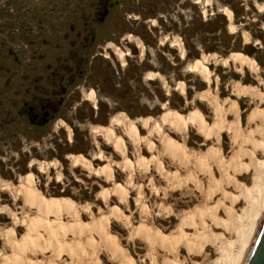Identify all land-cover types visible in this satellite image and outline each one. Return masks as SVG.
<instances>
[{"label": "rangeland", "instance_id": "374dc122", "mask_svg": "<svg viewBox=\"0 0 264 264\" xmlns=\"http://www.w3.org/2000/svg\"><path fill=\"white\" fill-rule=\"evenodd\" d=\"M226 9L232 12L230 19ZM209 21L216 34L200 32ZM77 41L84 42L88 52L75 58L73 74H69L72 62L63 63L57 79L68 75L67 84L53 90L47 80L52 66L70 54L71 43ZM233 54L248 57L258 70L247 66L239 70L231 61L226 64ZM204 56L212 74L210 83L190 67ZM235 83L256 88L264 98V0H0V185L18 187L25 176H32L44 199L79 206L84 226L107 219L106 233L133 264H154L159 245L152 247L141 236H134V230L142 227L156 229L165 238L176 236L182 219L210 203L205 196H195L197 191L189 183L191 175H197L208 189V179L200 174L196 160L184 166L172 161L161 136L152 130L154 121L161 123L169 111L183 118L199 111L211 125L214 109L202 97L208 89L226 109L231 102L238 103L242 130L247 134V117L257 107V98L238 95L232 88ZM91 93L95 100L88 98ZM258 109L264 112V100ZM124 113L136 121L142 138H148L134 144L121 126H114L125 143V155L93 131L110 126L111 118ZM233 116L229 114L228 121ZM143 118L154 121L144 127ZM45 122V128L31 126ZM162 126L163 133L194 155L206 156L211 149L221 148L222 159L229 162L239 151L235 146L234 152L227 131L219 146L214 138L207 140L190 126L186 133L168 123ZM72 156H82L93 169L74 164ZM140 157L151 161L147 170L137 166ZM124 158L133 164L132 170L122 166ZM209 160L207 164L213 167ZM107 166L111 178L94 172ZM166 173L176 174L181 186H173ZM58 185L70 195L53 198L49 193ZM119 185L127 191L126 199L114 192ZM9 192L0 188V264L19 256L7 233L13 230L20 242L27 232L25 221L37 214L20 193ZM62 221L71 223L72 219L63 215ZM95 230L62 239L75 248V264L94 263L93 248L98 264H120ZM192 231L189 228L188 235ZM183 247L180 260L192 264ZM34 253L29 249L24 256L38 264H71L65 253L59 260L51 252ZM157 257L156 264H163V254Z\"/></svg>", "mask_w": 264, "mask_h": 264}, {"label": "bare ground", "instance_id": "6f19581e", "mask_svg": "<svg viewBox=\"0 0 264 264\" xmlns=\"http://www.w3.org/2000/svg\"><path fill=\"white\" fill-rule=\"evenodd\" d=\"M225 13L229 19L232 17L231 11L226 9ZM177 39L175 42H178ZM141 47H143V45ZM117 53V56L124 61L122 52L117 50ZM206 60L207 57L204 56L201 60H196L190 67L210 83L212 74H210L206 66ZM228 61H231L239 70H242L245 66L252 71L258 70L254 61L238 54L230 55L229 58L225 60V63L227 64ZM232 88H234V91L238 95H250L257 98V107L250 116L248 115L247 117L250 127V131H248L247 134L243 132L244 129L242 130L241 114L238 103L235 101L231 102L228 104L229 108L226 109L225 106H223L224 104L219 102L218 97L212 95L208 89L206 93L203 92L204 94L202 97L207 99L214 109L215 119L211 125L207 123L205 117L199 111L191 112L185 118L181 117L176 112L169 111L161 117V123L149 118H143L141 121L144 127L149 126L151 122L154 121L152 130L161 136L160 141H162L163 148L166 154L174 159L172 161L178 160L184 166V164L191 161V159H195L201 171L200 174H204L209 182L207 185L208 189L205 190L202 183L196 177L197 175H191L190 181L192 183H189L192 184L194 190L197 191L195 196H199L198 198L205 196L210 203L205 207L203 205V209L200 208L201 210L197 208V210H195L196 212H192L193 214L182 219V222L177 228L178 230H176V236H169L168 238L162 237L156 229L139 227L134 230L136 233L134 236H141L144 239L143 241L148 242L152 247H154V245L157 247L156 244L159 245L158 248L160 247L159 249L161 250L159 252L164 256L162 260L163 264H186L183 260V262L180 260L181 244L185 246L189 252V257L191 258L189 259L192 260V264H245L264 222V112L258 109L264 98L254 87L244 88L241 84L235 83ZM88 98L95 100L93 93L89 94ZM229 114L234 115L233 121H228L227 117ZM111 120V122H109L110 126L94 127L93 131L96 134L103 135V137L106 138L105 140L111 142L114 146L113 148L118 152L120 151L125 155L126 146L123 139L116 135L114 131V126L116 125L123 128L124 133H126L134 144L138 145L142 141H148V138H142L140 135L136 121L130 119L125 113L117 115L111 118ZM167 123L180 133H186L190 126V128L192 127L197 130L198 133L207 140L214 138L216 144L219 146L221 145L223 132L227 131L231 136L234 152L235 146L238 147L239 151L229 162L222 159L221 148H219V150L215 148L209 149L210 151L206 156L194 155L191 152L189 153L183 144L171 139L168 135L163 133L162 125ZM152 130L150 129V131ZM148 145L151 149V143ZM72 159L76 165H82L88 170L93 169L91 167L92 164L82 156H72ZM208 159H212L213 167L209 165L210 163L207 164ZM150 162L151 161L140 157L137 161V166L146 169ZM44 164H41L43 169H45ZM156 164L161 167L158 162ZM122 166L128 170L133 169V164L126 158H124ZM159 170H161V168H159ZM192 171L190 172L192 173ZM198 171L196 173H198ZM94 172L97 174H105L108 178L112 177V171L108 166L103 169H96ZM169 177L173 186H175L174 183L178 184L180 181L177 179L178 177L176 174H168L167 178ZM171 185L172 184H170V186ZM178 185L176 187H179ZM0 188L8 189L15 194L20 193L23 196L25 204L37 212L36 215L34 214V217L28 218L25 221L27 232L20 242L15 240L13 230L7 233L8 238L11 239V246H13L19 254L17 257L6 259L8 264H38L32 259L24 256L25 252L29 249L34 250L35 253L37 251H42L44 253L51 252L53 258L55 257L58 260L61 255L65 253L67 258L71 260V264H75L74 260L78 255L76 254L75 248L70 244H66L64 242L65 239L63 241L62 239L68 235L73 236L80 234L82 231L91 228H95V231H98L97 233H100V236H102L104 243L106 242L107 245H110L108 248L111 249L110 252L112 256H115L116 259L119 258L121 261V263L119 262L120 264H133L128 255L117 246V243L111 241L109 234L106 233L105 221H107V219L98 221L93 220L90 226H84L80 219L79 206L64 200L44 199L40 192L34 187L32 176H25L18 187L3 183L0 185ZM114 192L120 194L122 199H126L127 197V191L121 188L120 185ZM199 206L201 207V205ZM111 213L114 214V212ZM63 215L72 219V222H63ZM115 215L122 220L120 214L115 213ZM205 216H207V218ZM126 220L127 219H125V221ZM187 228L188 230L189 228L193 230V233L188 235L190 232L187 233ZM42 232L46 234V238ZM131 236L132 234L130 237ZM89 242H91V245L93 244L92 240ZM151 246H149V248ZM157 249L155 251L156 261L158 260V254H160ZM34 254L32 255L35 256ZM91 254L94 263L98 264L99 259L95 254L94 248ZM83 255L85 254L83 253ZM156 261H153V263L156 264Z\"/></svg>", "mask_w": 264, "mask_h": 264}, {"label": "trees", "instance_id": "16d2710c", "mask_svg": "<svg viewBox=\"0 0 264 264\" xmlns=\"http://www.w3.org/2000/svg\"><path fill=\"white\" fill-rule=\"evenodd\" d=\"M222 19L225 21V17L223 16ZM226 22V21H225ZM202 27L204 28L203 30L201 29L200 32L201 33H207V34H216L217 29H214L213 23L211 21L207 22L206 24H203ZM78 42V41H77ZM77 42H73L71 43V52L70 54H68L65 58L61 59L59 62L56 63V65H53L52 68L54 69V71L52 72V74H49L48 76V84L52 87L53 90H57L59 87L63 86L64 83L67 84V76L68 75H64L65 78L62 81H59L57 78L60 75V73L62 72V65L64 64H69L71 63L72 67V71L69 74H73L76 72L77 67H74L76 64L73 63V61L75 60V58L77 56H81L82 53L88 52L87 49L85 48V43L84 42H78L80 45H76L75 44ZM215 49H211L210 51H214ZM191 46H190V56H191ZM228 53V52H226ZM88 59H85V61ZM83 61V63L85 62ZM87 62V61H86ZM64 63V64H63ZM50 73V72H49ZM30 123V122H29ZM48 123H31V126L34 127V129H39V128H45L47 126ZM61 187L60 185H58L56 187L55 190H53L52 192H50L49 194L54 196L53 198L59 199V197L62 196H69V192L68 191H64L61 192L60 191ZM45 191V190H43Z\"/></svg>", "mask_w": 264, "mask_h": 264}, {"label": "water", "instance_id": "95a60500", "mask_svg": "<svg viewBox=\"0 0 264 264\" xmlns=\"http://www.w3.org/2000/svg\"><path fill=\"white\" fill-rule=\"evenodd\" d=\"M245 264H264V222Z\"/></svg>", "mask_w": 264, "mask_h": 264}]
</instances>
